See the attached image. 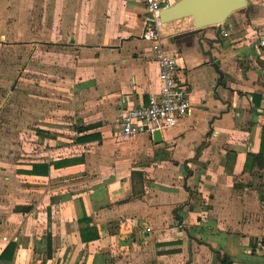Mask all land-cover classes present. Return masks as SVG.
<instances>
[{
  "label": "crops",
  "instance_id": "1",
  "mask_svg": "<svg viewBox=\"0 0 264 264\" xmlns=\"http://www.w3.org/2000/svg\"><path fill=\"white\" fill-rule=\"evenodd\" d=\"M146 15L143 0H0V46L17 52L0 78V197L25 200L0 210V253L17 242L0 264L24 237L42 264H264V0L220 37L190 17L163 23L192 105L123 142L119 107L161 86Z\"/></svg>",
  "mask_w": 264,
  "mask_h": 264
},
{
  "label": "built area",
  "instance_id": "2",
  "mask_svg": "<svg viewBox=\"0 0 264 264\" xmlns=\"http://www.w3.org/2000/svg\"><path fill=\"white\" fill-rule=\"evenodd\" d=\"M178 0H143L147 15L141 37L150 42L159 65L161 86L148 101L139 106L123 105L117 113V138L123 142L155 130L171 128L187 115L192 105L188 88L180 81L178 70L180 55L171 53L164 45L160 12ZM223 31L224 36H228ZM260 43L264 45V36ZM149 230V228H148ZM257 248L264 252V238H259Z\"/></svg>",
  "mask_w": 264,
  "mask_h": 264
},
{
  "label": "water",
  "instance_id": "3",
  "mask_svg": "<svg viewBox=\"0 0 264 264\" xmlns=\"http://www.w3.org/2000/svg\"><path fill=\"white\" fill-rule=\"evenodd\" d=\"M248 0H178L160 12L162 22L190 17L196 28L217 26L220 37L222 24L235 11L245 8Z\"/></svg>",
  "mask_w": 264,
  "mask_h": 264
},
{
  "label": "rangeland",
  "instance_id": "4",
  "mask_svg": "<svg viewBox=\"0 0 264 264\" xmlns=\"http://www.w3.org/2000/svg\"><path fill=\"white\" fill-rule=\"evenodd\" d=\"M167 23V22H166ZM164 24L161 25V32H163L162 26ZM19 52V51H18ZM13 53V54H12ZM15 53L17 52H11L10 47H5V46H0V66H2L3 64L5 65L4 69L3 67H0V78H6L8 76V72H10L12 69H15L16 72V66L14 64L15 61H13L15 59ZM20 54V52L18 53ZM18 69L19 66H18ZM10 83H8L7 81L4 82H0V125H3V128H5L4 124H9V107L11 106V102H8V95H9V91H10ZM5 98L4 102H2V99L4 97ZM15 104V100L12 101ZM13 104V105H14ZM2 130H0V133ZM4 133V132H3ZM2 133V134H3ZM6 133H10V132H6ZM22 134H24L22 132ZM7 138V137H6ZM8 139V138H7ZM20 192V190H18ZM25 204V200L22 196H20V193L18 194V200L16 202L13 201V204H11L9 202V199L4 197L2 195V197H0V210H2L3 214L9 213V211L14 210L15 212H19L23 209V205ZM24 210V209H23ZM2 215H0V219H2L1 217ZM3 218L5 219V216L3 215ZM17 223H21L20 219H18L17 221H15ZM5 228H2V230L0 231V233L3 235ZM16 229H13L12 231H10L8 234H16L15 233ZM6 234V233H5ZM24 237V234H23ZM29 240V239H28ZM21 249H20V254L18 260H16L13 264H42L43 260L40 258V256H36L39 253L40 247L39 244L38 245H34V248L32 250V253L35 254L34 258L36 259H32V258H28L31 254L30 250H27V246H29V243H27V239H25V237L21 240ZM4 245L3 242L0 243V247H2ZM17 249V247H16ZM16 251V250H15Z\"/></svg>",
  "mask_w": 264,
  "mask_h": 264
},
{
  "label": "trees",
  "instance_id": "5",
  "mask_svg": "<svg viewBox=\"0 0 264 264\" xmlns=\"http://www.w3.org/2000/svg\"><path fill=\"white\" fill-rule=\"evenodd\" d=\"M32 172L33 173H44V174L48 173L49 172V165L47 163L34 164ZM16 247H17L16 241L11 240L10 242H8L6 247L0 253V260H7V261L11 260L14 256ZM49 248H50V246H49Z\"/></svg>",
  "mask_w": 264,
  "mask_h": 264
}]
</instances>
